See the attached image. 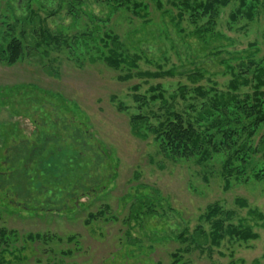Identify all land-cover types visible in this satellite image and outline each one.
<instances>
[{"label":"rangeland","instance_id":"374dc122","mask_svg":"<svg viewBox=\"0 0 264 264\" xmlns=\"http://www.w3.org/2000/svg\"><path fill=\"white\" fill-rule=\"evenodd\" d=\"M35 1L0 0V51L22 34L27 47L14 65L0 59V230L12 233L0 243V264H173L176 252L178 264H264V226L252 214H264V179L252 178L257 162L226 189L217 156L204 164L169 159L153 136L139 137L131 126L136 114L157 124L167 110L195 120L204 106L230 91L229 65L239 71V62L248 58L264 64V0L252 2V16L236 20L231 15L240 0H230L201 37L196 31L207 27L209 17L192 16L177 0H161L162 9L144 0L146 21L124 9L111 14L96 0H86V12L77 18L67 12L70 0ZM28 4L38 17L29 18ZM108 14L102 31L117 34L129 53L141 56L142 72L174 74L121 79L126 71L108 67L95 44L79 39L93 30L91 16L105 20ZM45 29L70 47L35 49ZM158 84L165 105L160 99L142 106L134 100V86L149 97ZM198 86L205 98L194 91ZM252 91L242 86L238 93ZM74 138L83 139L85 149L78 161ZM259 160L264 162L260 155ZM96 185V192L83 195ZM77 197L82 203L74 207ZM61 201L70 209H42L59 208ZM215 202L224 212L220 218L231 212L226 225L251 226L258 239L227 236L213 245L204 214ZM90 213L98 216L87 223ZM180 234L187 243L178 241ZM36 235L41 239L33 240ZM193 237L201 244L190 243Z\"/></svg>","mask_w":264,"mask_h":264},{"label":"trees","instance_id":"16d2710c","mask_svg":"<svg viewBox=\"0 0 264 264\" xmlns=\"http://www.w3.org/2000/svg\"><path fill=\"white\" fill-rule=\"evenodd\" d=\"M63 1V0H61ZM86 0H70L67 4L68 14L77 18L80 13L86 10H82V6L85 5ZM98 2L105 3L109 8V13L113 14L120 9L131 12L134 16L146 21V17L149 14V5L144 0H96ZM156 5L162 9L163 5L161 0H155ZM181 1V4L186 10L192 12L194 17H209L207 27L196 31L198 36H202L204 32L211 31L215 25V19L218 15L219 8L228 5L230 0H177ZM258 0H240V6L235 13H232L231 17L236 20L238 16L244 14L252 16L255 9V2ZM31 2L37 3L35 0ZM194 3V5L191 4ZM254 4H253V3ZM30 17H38L37 9H33L31 5L27 6ZM111 14L107 19L90 17V21H94L95 25L92 31L89 33H81L79 37L80 41L84 40V44L89 45V41L95 44V48L102 54L101 59L106 65L115 70L126 71L124 76H120L121 79L129 80L139 74L140 76H147L150 78H159L164 75L171 76L174 74V70L165 72H150L141 71L139 69L138 62L141 56L138 54H131L125 48L120 40V37L110 30L102 31L103 23H107L110 20ZM182 16V13H180ZM19 18V17H18ZM22 18V17H21ZM16 21L21 19L15 18ZM23 22L29 24V20L23 18ZM16 23V22H15ZM13 24L15 26L16 24ZM12 26V27H13ZM25 26V25H24ZM26 26L24 29H26ZM13 29V28H12ZM23 32V31H22ZM41 42L34 45L35 49H40L42 45L51 46L52 44L62 47L68 45L66 40L61 37L53 35L49 30H43L41 34ZM25 35L21 37H13L6 48L0 51V59L7 61L8 64L14 65L23 57L26 51L23 39ZM104 49V50H103ZM29 52V51H28ZM7 53V55H6ZM236 59V58H235ZM248 62H239V71L233 66L229 65L233 69V79L229 86L230 91L227 95H222L219 98L213 100V102L207 106H204L202 110L197 114L196 119H186L184 114L176 110H167L163 120H159L157 124L151 121L150 116L144 114H136L131 119V126L133 134L147 138L149 136L154 137V141L157 144L158 150L165 157L173 160H190L195 159L196 162L204 164L209 160L217 156L221 163L222 176L225 179V188L228 189L231 185L232 178H241L247 174V170L252 167V178L260 180L264 179V162L256 161V157L260 155V158L264 160V64L256 62L253 58H248ZM241 70V71H240ZM248 74H251L249 76ZM242 86H252L253 91L239 95L238 91ZM136 93H134V100L142 105L155 102L160 99L163 105L167 100L164 97V92L160 84L152 86L150 88L151 95L149 97L138 93L139 87L134 86ZM187 90V87H180L183 98ZM199 96L206 97L207 94L203 91L201 86H198L194 90ZM178 96L173 94L171 98L174 100ZM119 108L124 109L122 103H119ZM68 129V128H67ZM73 137V136H72ZM70 139V137H69ZM75 145L73 150L75 152L74 159L82 158L85 156V149L82 145L83 139L74 138ZM72 146V147H73ZM76 161V162H77ZM73 188L76 184L72 185ZM100 185L91 187L89 193H83L88 196L96 192ZM107 187V186H103ZM90 188V187H89ZM60 195V194H59ZM58 195V196H59ZM79 199L72 200L74 204H81ZM78 201V202H77ZM63 206L55 208L53 204L48 203L49 207L45 208L43 203V211H65L70 209V206L64 202ZM241 206H246L245 200L238 201ZM146 205V203L144 204ZM147 206V205H146ZM108 210V207L106 206ZM101 215V211L98 212ZM97 214L90 213L88 215V221L96 219ZM223 209L218 202L207 207L205 212V218L211 222V231L208 233V237L213 245H219L227 236L231 238H237L243 241H250L258 239L259 234L254 231L251 226L243 227L236 226L234 224L226 223V219H229L231 212L227 214V218L223 219L219 216L222 215ZM256 218L261 220L264 226V214L258 212H252ZM12 234L4 230H0V243L7 242L8 235ZM205 235L204 230L201 228L197 231V236L201 237ZM208 237H206L208 239ZM178 241L187 243L188 238H185L183 234L176 237ZM193 237V245H200ZM33 240L41 239L36 235ZM189 244H187L188 246ZM190 247L183 250L188 251ZM173 264L179 262V252L174 255Z\"/></svg>","mask_w":264,"mask_h":264}]
</instances>
